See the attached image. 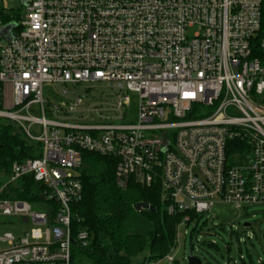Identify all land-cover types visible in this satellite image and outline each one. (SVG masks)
Masks as SVG:
<instances>
[{
  "label": "built area",
  "instance_id": "obj_1",
  "mask_svg": "<svg viewBox=\"0 0 264 264\" xmlns=\"http://www.w3.org/2000/svg\"><path fill=\"white\" fill-rule=\"evenodd\" d=\"M262 1L28 0L16 26L0 19V120L40 149L9 184L42 188L33 202L0 190V217L35 226L0 237V264H72L73 226L89 247L73 211L84 151L115 161L121 189L158 188L178 227L216 205L264 206Z\"/></svg>",
  "mask_w": 264,
  "mask_h": 264
},
{
  "label": "trees",
  "instance_id": "obj_2",
  "mask_svg": "<svg viewBox=\"0 0 264 264\" xmlns=\"http://www.w3.org/2000/svg\"><path fill=\"white\" fill-rule=\"evenodd\" d=\"M262 25L264 36V0L262 1ZM4 24L20 18V14L4 13ZM38 145L28 143L22 133L10 122L0 121V190L10 189L12 165L27 158H37ZM80 181L83 185L82 201L73 207L82 225L91 235L89 247L80 249L93 264H130L133 255L144 254V259L157 260L175 251L177 227L183 216L168 215L158 188L146 189L130 182L126 189L117 186L115 161L95 153H82ZM18 188V189H17ZM17 197L33 202L42 195V188L32 177L23 178L14 188ZM3 198L9 197L3 193ZM148 203L154 211L134 210L138 203ZM75 226L73 235L75 246ZM77 247V246H75Z\"/></svg>",
  "mask_w": 264,
  "mask_h": 264
},
{
  "label": "rangeland",
  "instance_id": "obj_3",
  "mask_svg": "<svg viewBox=\"0 0 264 264\" xmlns=\"http://www.w3.org/2000/svg\"><path fill=\"white\" fill-rule=\"evenodd\" d=\"M5 3L11 14L22 15L24 12V0H0V9ZM4 13L7 14V11ZM11 25L16 26V22L13 21ZM197 31L193 29L189 35ZM95 87L97 94L100 89L108 91L100 85ZM78 92L81 93V90L79 89ZM50 97L51 95L46 91L45 99ZM133 105L136 108L137 98L134 95ZM3 177L4 174H0V179ZM18 184L13 185L7 194L10 196L16 194L13 192ZM32 207L34 212L47 213L45 207H35V205ZM245 224L251 227H244ZM34 228L31 222L20 218L0 217V237L12 234L16 238H22ZM177 233L180 239L173 255L179 264H187V259L191 256L201 258L203 264H264V206H252L240 211L216 205L210 213L194 218L187 226L178 227ZM0 248L6 249L7 245L0 243ZM143 262L144 254L133 255L130 258V264ZM72 264L93 263L74 246Z\"/></svg>",
  "mask_w": 264,
  "mask_h": 264
},
{
  "label": "water",
  "instance_id": "obj_4",
  "mask_svg": "<svg viewBox=\"0 0 264 264\" xmlns=\"http://www.w3.org/2000/svg\"><path fill=\"white\" fill-rule=\"evenodd\" d=\"M28 0H24V6H26ZM9 28H12V25H9L8 26ZM2 31H0V34H1ZM134 210L137 211V212H141V211H154V207L150 206L148 203H144V202H141V203H138L134 206ZM244 227H251V225L249 224H245ZM187 264H203V261L201 258L199 257H196V256H191V257H188L187 259Z\"/></svg>",
  "mask_w": 264,
  "mask_h": 264
}]
</instances>
